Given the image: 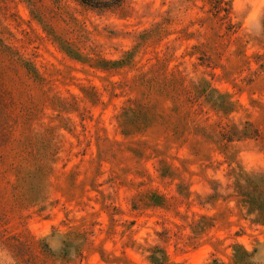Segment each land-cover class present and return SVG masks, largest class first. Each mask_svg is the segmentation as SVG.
<instances>
[{
    "label": "rangeland",
    "instance_id": "obj_1",
    "mask_svg": "<svg viewBox=\"0 0 264 264\" xmlns=\"http://www.w3.org/2000/svg\"><path fill=\"white\" fill-rule=\"evenodd\" d=\"M0 264H264V0H0Z\"/></svg>",
    "mask_w": 264,
    "mask_h": 264
},
{
    "label": "trees",
    "instance_id": "obj_2",
    "mask_svg": "<svg viewBox=\"0 0 264 264\" xmlns=\"http://www.w3.org/2000/svg\"><path fill=\"white\" fill-rule=\"evenodd\" d=\"M83 3L94 8H108L118 4L121 0H81Z\"/></svg>",
    "mask_w": 264,
    "mask_h": 264
}]
</instances>
